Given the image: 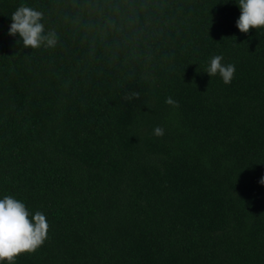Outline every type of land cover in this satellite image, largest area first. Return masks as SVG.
<instances>
[{
	"label": "trees",
	"instance_id": "16d2710c",
	"mask_svg": "<svg viewBox=\"0 0 264 264\" xmlns=\"http://www.w3.org/2000/svg\"><path fill=\"white\" fill-rule=\"evenodd\" d=\"M21 5L55 47L8 34ZM239 15L235 0H0V199L49 225L14 264H264V29ZM216 55L229 84L205 72Z\"/></svg>",
	"mask_w": 264,
	"mask_h": 264
},
{
	"label": "clouds",
	"instance_id": "9594fccd",
	"mask_svg": "<svg viewBox=\"0 0 264 264\" xmlns=\"http://www.w3.org/2000/svg\"><path fill=\"white\" fill-rule=\"evenodd\" d=\"M227 2V0H222ZM240 9L236 27L242 33L250 29H264V0H235ZM43 13L31 7L21 5L12 14V23L8 34H19L22 44L26 48L55 47L57 36L54 31L45 34L44 25L41 23ZM223 56L216 55L210 60L205 70L208 76L219 75L225 84L231 83L235 66L223 64ZM206 90V89H205ZM138 98L139 93H132L125 99ZM167 104L178 107V102L171 97L166 98ZM164 129L157 126L154 135L162 136ZM259 183L264 184V176ZM49 225L45 215L36 211L30 216L26 205L13 196L6 195L0 199V262L14 264L16 258L24 253H34L47 239Z\"/></svg>",
	"mask_w": 264,
	"mask_h": 264
}]
</instances>
